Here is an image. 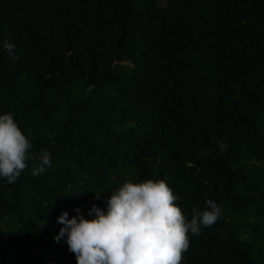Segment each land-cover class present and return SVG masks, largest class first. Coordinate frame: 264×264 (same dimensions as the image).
Wrapping results in <instances>:
<instances>
[{
  "label": "trees",
  "instance_id": "trees-1",
  "mask_svg": "<svg viewBox=\"0 0 264 264\" xmlns=\"http://www.w3.org/2000/svg\"><path fill=\"white\" fill-rule=\"evenodd\" d=\"M6 112L51 167L0 177V264H77L58 216L126 179L165 180L189 220L221 208L181 264H264V0H0Z\"/></svg>",
  "mask_w": 264,
  "mask_h": 264
},
{
  "label": "clouds",
  "instance_id": "clouds-1",
  "mask_svg": "<svg viewBox=\"0 0 264 264\" xmlns=\"http://www.w3.org/2000/svg\"><path fill=\"white\" fill-rule=\"evenodd\" d=\"M3 47L16 58L13 44L6 42ZM220 148L224 150L226 144L222 142ZM32 149L14 114H0V177L15 183L29 161L33 176L51 167L49 151ZM176 199L163 179H126L107 198L106 211L95 204L89 209L91 219L79 207L71 218L62 211L57 218L62 226L54 239L66 241L77 264H181L182 253L189 248L188 234L199 235L202 227L214 225L221 208L207 199L203 210L192 208L189 220Z\"/></svg>",
  "mask_w": 264,
  "mask_h": 264
},
{
  "label": "rangeland",
  "instance_id": "rangeland-1",
  "mask_svg": "<svg viewBox=\"0 0 264 264\" xmlns=\"http://www.w3.org/2000/svg\"><path fill=\"white\" fill-rule=\"evenodd\" d=\"M168 0H157V3L160 6H164L166 5ZM47 245L46 244H42L40 246H38L36 249H34L31 253L27 254V255H22L17 247H11L9 249V263L10 264H20L22 262V259L24 261H33L35 260V258L37 257V255L42 252L43 250H46Z\"/></svg>",
  "mask_w": 264,
  "mask_h": 264
}]
</instances>
